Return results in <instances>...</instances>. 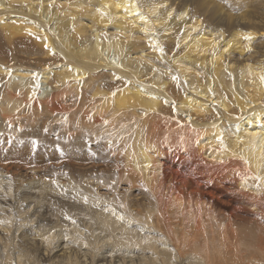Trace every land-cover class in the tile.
<instances>
[{"label":"bare ground","instance_id":"bare-ground-1","mask_svg":"<svg viewBox=\"0 0 264 264\" xmlns=\"http://www.w3.org/2000/svg\"><path fill=\"white\" fill-rule=\"evenodd\" d=\"M117 2L0 0V264H264V0Z\"/></svg>","mask_w":264,"mask_h":264},{"label":"snow or ice","instance_id":"snow-or-ice-1","mask_svg":"<svg viewBox=\"0 0 264 264\" xmlns=\"http://www.w3.org/2000/svg\"><path fill=\"white\" fill-rule=\"evenodd\" d=\"M115 6H116L117 9L123 8L124 12L127 15H133V14H135V15L139 16L140 19L145 20V22H147L146 21V18L143 16V14L139 12L140 4L138 3V0H127V2L126 3H123V4L120 3V2H117ZM111 7H112L111 4H106V5H104L103 8H97L96 11L103 18V17H105V16L108 15V13L105 11V9L111 8ZM158 7L167 8L168 6L166 4H160V5H158ZM173 12H175V9H173L171 12L168 13L169 19L172 18V13ZM180 15H187V13H181ZM142 31L144 32L145 36H148L149 35V30L147 28H143ZM28 34L29 35H33V33H31V32H29ZM219 35H220V39L223 40V34H222V32ZM243 38L245 40H247V41H251L252 40L251 34H244L243 35ZM148 44H149L150 47L153 48V50L158 51L161 55H163L165 53L164 47L161 46L156 40L149 39L148 40ZM176 46L179 47L178 44ZM45 47L47 48L48 45L45 44ZM213 47L215 48V45H213ZM230 47H231V45H229V48ZM224 51L227 52L228 51V48H225ZM248 51H251V49L249 48ZM213 55H215V52H213ZM8 74H9V76L11 75V71L10 70H8ZM251 75H253V73L251 71V66H249V76H251ZM116 78L117 79H120V77H116ZM171 78H172L173 81H178V79H179L175 75H173ZM259 80H260V83L261 84H264V74H260L259 75ZM38 86L39 85H37V87ZM112 95L115 96L116 93L113 92ZM104 123L107 124L108 122L107 121H104ZM44 131H47V129H44ZM250 135H252L253 138H255L259 134L258 133H251ZM218 142L220 143L221 146H223V144H224L223 134H221L219 136ZM241 143H243V141H241ZM35 145H36V142L33 141V147H35ZM245 163H247V161H245ZM246 179H252L253 181L259 182V183H257L255 185L257 188L260 187V184L261 183H264V177H261L258 174H254V175H251L250 177H246ZM52 183L53 184H56V181H52ZM113 183H115V182H113ZM57 187H59V185H57ZM64 191L66 192L67 190H64ZM87 199H88L87 197H84V202L85 203H87ZM117 199H119V197H117ZM121 207H123V204H121ZM32 215H33V217L39 216L40 215L39 209H37L36 212L32 213ZM61 215L63 216V218L65 220H69L73 225H76L77 224V221L74 218H72L71 216H69L67 214V212H64L62 210L61 211ZM118 219H120L121 221H123L124 220V217L121 215V216H118ZM0 223H3V222L0 221ZM28 223L29 224H33L36 229H40L39 237L38 238L41 239L44 242V244H46L48 246H53L55 244L54 237H55L56 229L54 227L47 226V222L44 221L42 218L40 220L30 219V220H28ZM129 223H131V221H129ZM63 235H64V239L65 240H69L70 239V237H69V230L66 227L64 229ZM147 242L148 241L146 240L145 243H147ZM85 247H87V245H85Z\"/></svg>","mask_w":264,"mask_h":264},{"label":"rangeland","instance_id":"rangeland-1","mask_svg":"<svg viewBox=\"0 0 264 264\" xmlns=\"http://www.w3.org/2000/svg\"><path fill=\"white\" fill-rule=\"evenodd\" d=\"M40 91H44V89L42 88V86H40ZM44 93H46V92H44ZM43 93V94H44ZM2 123H4V122H2ZM4 124H6V123H4ZM3 124V125H4ZM30 123H28V122H24V121H21V122H15V123H12V124H6V125H2L1 123H0V125L2 126H0V130H1V128H3L4 130L6 129V136H7V141L5 142V143H7L6 145H5V147H8V149L10 150V149H15V145L17 144V139H15V137L17 136V137H20V134H22L23 132V134H25L24 136H26V137H22L23 139H24V141H25V143L23 144V147H22V145H20V144H17L16 146H18L19 148H22V149H24L22 152H24V157L22 156V158H23V160L21 159V161L23 162L24 160L26 161V162H23L24 164L26 163V164H28V166L30 165V167L31 166H35V164L37 163L36 161H35V159H34V156L35 155H39L38 153H41L40 151H39V149H40V147L39 146H41V143H42V139L44 138V140L47 138V139H51L50 141L51 142H53L54 140L55 141H60V139H64L65 138V135H64V133H57L56 131H53L52 130V132H50L51 130L50 129H48V128H44V129H47V131H44V129L41 131L42 133H39L40 135H38V133L35 135V133H33L32 132V130H30V125H29ZM7 125H9L7 128H6V126ZM62 125H63V121H61V122H58V127L60 128V127H62ZM9 128V130H7ZM10 131V132H9ZM30 133V134H29ZM45 133H46V135H45ZM9 134V135H8ZM22 134V135H23ZM26 134H28V135H26ZM34 134V135H33ZM51 134V135H50ZM56 136H59V137H56ZM63 134V135H62ZM8 136H9V138H8ZM31 136V137H30ZM37 136H39V137H37ZM61 137V138H60ZM12 138L14 139V140H12ZM54 138V139H53ZM58 138H60L59 140H58ZM53 139V140H52ZM12 142H11V141ZM10 141V142H9ZM33 141H35L36 142V145H35V147L33 148V146L32 145H29V144H33ZM38 141V142H37ZM28 142V143H27ZM29 145V146H27V144ZM38 143V144H37ZM40 143V144H39ZM54 143V142H53ZM25 144H26V146H25ZM31 146V147H30ZM37 146V147H36ZM25 148H27V150L25 149ZM31 148L33 149L32 151H31ZM35 148H37V149H35ZM38 150V152H36ZM35 151V152H34ZM27 152V153H26ZM28 152H29V154H28ZM32 152V153H31ZM33 154V155H32ZM5 154H2L1 156H4ZM26 155V156H25ZM21 156V155H20ZM24 158H26V159H24ZM27 158H28V160L30 161H27ZM29 158H32V159H29ZM20 161V162H21ZM31 162H32V164H34V165H32L31 164ZM34 162V163H33ZM36 162V163H35ZM46 162V163H45ZM50 163H48V161H43L42 163H37L36 165H39V164H42L43 165V167H45V168H50L51 166H52V162L51 161H49ZM45 163V164H44ZM122 189H124V187H122ZM103 193H104V191H102ZM132 196H136V198L137 199H141L142 198V195H141V193H138V192H135V193H132Z\"/></svg>","mask_w":264,"mask_h":264}]
</instances>
